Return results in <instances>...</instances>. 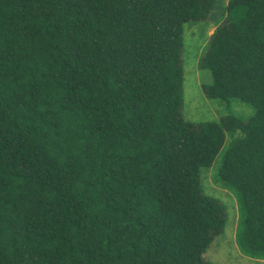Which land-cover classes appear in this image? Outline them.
<instances>
[{
  "label": "trees",
  "instance_id": "trees-1",
  "mask_svg": "<svg viewBox=\"0 0 264 264\" xmlns=\"http://www.w3.org/2000/svg\"><path fill=\"white\" fill-rule=\"evenodd\" d=\"M215 2L0 0V264H212L221 152L237 246L264 264V0H227L198 63L207 99L255 117L182 115L185 24Z\"/></svg>",
  "mask_w": 264,
  "mask_h": 264
},
{
  "label": "rangeland",
  "instance_id": "rangeland-1",
  "mask_svg": "<svg viewBox=\"0 0 264 264\" xmlns=\"http://www.w3.org/2000/svg\"><path fill=\"white\" fill-rule=\"evenodd\" d=\"M227 0H216L212 19L203 22H189L184 28L183 50V118L191 123L216 122L223 118L235 117L243 121L255 117L256 109L239 100H210L202 92V86L212 83L211 74L198 67L213 33L215 23H220L221 12ZM210 15V16H211ZM243 135L242 130H237L234 135L227 133L225 148L235 137ZM222 162V152L216 157L210 168L202 169V184L207 195L220 200L228 214L225 232L216 237L212 245L205 252V259L212 264H252L243 256L236 243V228L239 220V203L229 190L221 187L216 177Z\"/></svg>",
  "mask_w": 264,
  "mask_h": 264
}]
</instances>
